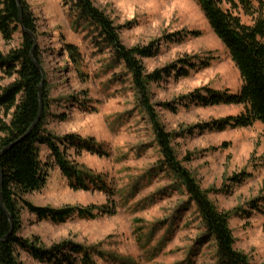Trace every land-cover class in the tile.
<instances>
[{
    "label": "rangeland",
    "instance_id": "374dc122",
    "mask_svg": "<svg viewBox=\"0 0 264 264\" xmlns=\"http://www.w3.org/2000/svg\"><path fill=\"white\" fill-rule=\"evenodd\" d=\"M26 1L37 25L36 42L46 83L44 130L56 137L69 133L92 137L101 154L82 150L76 155L73 148L68 154L83 169L101 176L107 191L71 188L46 145L41 144L38 156L47 163L48 176L39 190L24 198L52 207L111 205L114 212L52 223L23 208L19 235L43 248L63 241L79 245L87 251L91 264H220L215 241L206 234L194 203L181 181L162 163L153 129L123 63L101 42L91 22L68 10L62 0ZM95 5L122 27L119 34L126 46L159 40V52L142 60L147 72L180 58L195 63L197 68H190L185 77L173 71L150 84V101L165 130L172 134L177 159L215 206L230 212L228 224L235 248L252 264H264V123L200 130L197 125L240 114L244 107L203 106L188 98L201 87L217 92L239 90V72L227 49L194 0H95ZM239 16L251 24L250 16L242 12ZM191 30L200 34L165 40L166 35ZM20 41L19 31L9 41L0 35V51L6 53ZM65 43L78 49L76 62L69 58ZM12 79L0 73V86ZM163 103L176 106V111L167 110ZM0 118L9 120L1 110ZM239 175L245 176L236 181ZM65 253L79 263L78 254ZM17 258L21 264H56L35 259L21 249Z\"/></svg>",
    "mask_w": 264,
    "mask_h": 264
},
{
    "label": "trees",
    "instance_id": "16d2710c",
    "mask_svg": "<svg viewBox=\"0 0 264 264\" xmlns=\"http://www.w3.org/2000/svg\"><path fill=\"white\" fill-rule=\"evenodd\" d=\"M194 1L212 32L227 49L239 72L241 86L235 93L217 92L201 87L188 95L189 101L203 106L236 104L244 107L240 114L229 115L197 127L200 130L221 131L226 128L248 127L257 121L264 123V1ZM223 3L228 7L224 8ZM62 4L68 6V10L85 16L98 30L101 42L110 49L117 61L123 63L130 75L135 96L153 129L155 142L162 155V163L181 181L189 200L194 203L206 234L215 241L219 263L252 264L248 256L234 246L233 234L228 224L230 212L219 210L209 199L208 192L200 187L192 174L177 159L172 145V134L165 130L150 101V84L160 82L173 71L176 76L185 77L190 68H197L195 63L180 58L167 66L147 72L142 60L154 57L159 52V40L128 47L120 38L119 29L122 27L116 26L111 18L95 5V0H62ZM240 12L251 17V24L242 22ZM16 31L21 33L19 45L6 53L0 51V73L4 77L13 78L8 84L0 86V110L9 116L8 121L0 118V150L23 136L0 156L1 199L5 208L4 210L0 203V264H21L17 258L18 249L26 251L38 260H48L56 264L62 262L77 264L74 258L65 253L66 250H70L79 255L78 264H91L87 251L79 245L63 241L50 248H43L36 241L19 235L23 208L39 220L61 223L72 216L93 219L113 213L114 206H40L24 198L26 194L39 190L48 176L49 167L47 163H42L38 156V146L41 144L46 145L54 165L68 179L71 188H95L106 192L107 185L101 176L95 175L89 169H83L68 154L71 148L75 150L76 155L82 150L101 154L92 137L84 139L75 133L56 137L45 132L43 127L47 108L45 80L41 90L40 118L31 131L25 134L39 111L38 86L43 78L42 71L34 63L36 61L41 66L40 49L36 42L37 25L26 0H0L1 37L9 41ZM199 34L198 30L178 31L166 35L165 40L179 41L186 36L196 37ZM64 47L69 58L76 62L79 57L76 46L65 43ZM202 91L205 94L201 93ZM162 105L167 110L176 111V106L170 103ZM244 176L235 177L236 181L243 180ZM11 224L12 231L7 234Z\"/></svg>",
    "mask_w": 264,
    "mask_h": 264
},
{
    "label": "water",
    "instance_id": "95a60500",
    "mask_svg": "<svg viewBox=\"0 0 264 264\" xmlns=\"http://www.w3.org/2000/svg\"><path fill=\"white\" fill-rule=\"evenodd\" d=\"M34 40H35V38H34ZM35 46V45H34ZM34 46H33V48H34ZM33 48H32V50H33ZM34 61V60H33ZM34 63L39 67V69L42 71V75H43V70H42V67L36 62V61H34ZM43 81H44V78H42V81H41V83L39 84V86H38V95H39V111H38V114H37V117H36V119L34 120V122L32 123V125L29 127V129L27 130V132L25 133V134H28L30 131H31V129L34 127V125L36 124V122L39 120V118H40V115H41V111H42V101H41V90H42V84H43ZM25 134H24V136H25ZM23 137V136H22ZM21 137V138H22ZM21 138H19L18 140H16V141H14V142H12V143H10V144H8L7 146H5V147H3L1 150H0V156L8 149V148H10L13 144H15L16 142H18ZM1 185H2V175H1V171H0V203H1V205H2V207H3V209L5 210V208H4V206H3V204H2V199H1ZM12 224H11V226H10V229H9V232L7 233V234H9V233H11V231H12Z\"/></svg>",
    "mask_w": 264,
    "mask_h": 264
}]
</instances>
